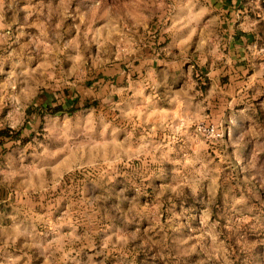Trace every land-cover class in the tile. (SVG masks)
Returning a JSON list of instances; mask_svg holds the SVG:
<instances>
[{"label": "rangeland", "instance_id": "rangeland-1", "mask_svg": "<svg viewBox=\"0 0 264 264\" xmlns=\"http://www.w3.org/2000/svg\"><path fill=\"white\" fill-rule=\"evenodd\" d=\"M235 2L0 0V264H264V3Z\"/></svg>", "mask_w": 264, "mask_h": 264}, {"label": "crops", "instance_id": "crops-1", "mask_svg": "<svg viewBox=\"0 0 264 264\" xmlns=\"http://www.w3.org/2000/svg\"><path fill=\"white\" fill-rule=\"evenodd\" d=\"M235 3H238V2L236 1ZM240 3H241V0H240ZM238 28L240 30H243L242 27H238ZM224 33L227 34V31L225 29H224ZM240 33L241 32H237V34L234 33V38H232L230 35V37L232 38L230 44L227 43V41H222V43L224 44L222 48L223 49L222 55H218V56L216 55L213 57L214 59L211 60L210 74L214 78L216 75H219V74H222L223 76L230 75L231 77H234V78L235 77L241 78L242 72H245V70H247L245 68V65L246 67H248L249 57H246L247 55L242 54V51H243L242 41L243 40L246 41V38H248L250 35L247 33L245 35H242V34L240 35ZM221 39H225V38L222 37ZM217 48L218 47H216V49ZM216 62L218 64H216ZM232 63L235 65H233ZM181 65L183 64L181 63L178 68H180ZM165 66H166V70H168V64L163 65V68H165ZM169 71L171 72V68Z\"/></svg>", "mask_w": 264, "mask_h": 264}, {"label": "trees", "instance_id": "trees-1", "mask_svg": "<svg viewBox=\"0 0 264 264\" xmlns=\"http://www.w3.org/2000/svg\"><path fill=\"white\" fill-rule=\"evenodd\" d=\"M236 1L239 2L240 0H236ZM262 1L264 3V0ZM245 68H247L246 65ZM134 70H136V67L132 66L131 72H134ZM133 76H136V74H133ZM35 101L40 103L38 106V112H44L46 114H52V115L64 113V112L73 113L82 108H89L93 104H97V101H92V102L89 100L81 101V98L78 96L71 97L69 91H64V99L62 101H60V99L55 97V94H52L47 91H43L42 93H40L36 97ZM10 134L11 131H9L8 129H4L0 131V137L2 138H7L10 136Z\"/></svg>", "mask_w": 264, "mask_h": 264}]
</instances>
